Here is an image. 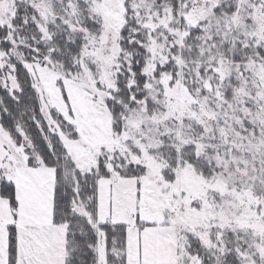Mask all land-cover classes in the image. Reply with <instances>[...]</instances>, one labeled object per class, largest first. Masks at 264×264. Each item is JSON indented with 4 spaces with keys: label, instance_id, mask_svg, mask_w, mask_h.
Segmentation results:
<instances>
[{
    "label": "snow or ice",
    "instance_id": "6c2138e0",
    "mask_svg": "<svg viewBox=\"0 0 264 264\" xmlns=\"http://www.w3.org/2000/svg\"><path fill=\"white\" fill-rule=\"evenodd\" d=\"M0 264H264V0H0Z\"/></svg>",
    "mask_w": 264,
    "mask_h": 264
}]
</instances>
